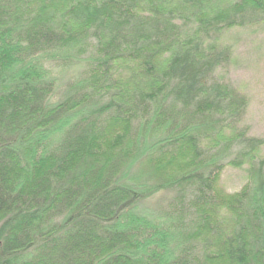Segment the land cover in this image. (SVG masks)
Returning a JSON list of instances; mask_svg holds the SVG:
<instances>
[{
    "label": "trees",
    "instance_id": "1",
    "mask_svg": "<svg viewBox=\"0 0 264 264\" xmlns=\"http://www.w3.org/2000/svg\"><path fill=\"white\" fill-rule=\"evenodd\" d=\"M255 25L264 0H0V264H264V141L216 77Z\"/></svg>",
    "mask_w": 264,
    "mask_h": 264
},
{
    "label": "rangeland",
    "instance_id": "2",
    "mask_svg": "<svg viewBox=\"0 0 264 264\" xmlns=\"http://www.w3.org/2000/svg\"><path fill=\"white\" fill-rule=\"evenodd\" d=\"M217 46L229 48L231 56L229 65L218 69L216 77L247 100L240 128L250 137L264 141V26L229 29L217 41ZM257 155L264 157V145ZM247 168L246 165L242 168L225 166L215 180L218 195L229 197L239 193L248 183ZM162 197L159 198L163 200ZM156 202L147 203V207H160L164 201L155 206Z\"/></svg>",
    "mask_w": 264,
    "mask_h": 264
}]
</instances>
